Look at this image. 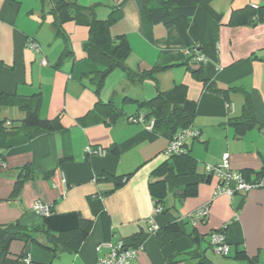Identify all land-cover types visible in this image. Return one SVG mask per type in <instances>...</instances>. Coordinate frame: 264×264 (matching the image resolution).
Here are the masks:
<instances>
[{
    "label": "crops",
    "instance_id": "crops-1",
    "mask_svg": "<svg viewBox=\"0 0 264 264\" xmlns=\"http://www.w3.org/2000/svg\"><path fill=\"white\" fill-rule=\"evenodd\" d=\"M60 1L95 4L100 19H106L110 7L123 1L121 18L110 24V34L127 41L126 66L139 72L164 69L155 74V80L139 84L115 69L96 92L90 78L109 63L84 48L90 20L86 13L64 24L71 55L56 66L65 42L55 36L49 10ZM261 5L264 0H212L219 21L199 7L188 27L192 46H196L191 50L174 27L159 24L146 30L135 0H0V62L4 65L0 95L28 98L40 94L39 117L58 118L61 126L31 139L21 134L0 137V227L18 222L57 233L78 227L81 219L92 221L90 234L76 253L62 252L54 258L35 243L14 241L3 264H96L109 252L103 244L129 246L142 238L136 264H201L200 260L247 264L234 259L236 251L264 264V188L216 196L217 179L201 180L205 168L219 165L225 154L230 170H249L250 179L264 169V24L228 25L233 11ZM28 40L36 42L38 51L27 45ZM197 54L204 58L202 64L190 60ZM199 67L201 75L196 76L192 71ZM203 82L228 91L205 90ZM157 91L193 115L190 129L197 134L185 140L197 161L195 174L177 182L178 188L198 183L197 195L179 199L168 194L163 213H155L148 185L151 174L168 159V141L148 127L153 119L145 120L146 111L127 100H150ZM246 96L256 124L240 133L242 126L229 121L242 115ZM98 101H112L122 110V117L106 124L96 111ZM24 117L17 105L0 107V121L6 125ZM90 147L107 151L116 147L118 156H88L85 150ZM25 167L34 178L12 199L13 186ZM103 173L127 179L115 190L113 183L96 179ZM89 196L98 198L107 214L108 239L101 218L90 211ZM35 202L51 206L50 214L37 215L32 209ZM203 207L208 210L205 220H192L190 216ZM178 221L184 223L187 234L193 231L199 239L181 237L161 247L155 234L149 233L151 226L162 228ZM219 229L230 246L228 257L218 256L209 244L210 232Z\"/></svg>",
    "mask_w": 264,
    "mask_h": 264
},
{
    "label": "trees",
    "instance_id": "trees-1",
    "mask_svg": "<svg viewBox=\"0 0 264 264\" xmlns=\"http://www.w3.org/2000/svg\"><path fill=\"white\" fill-rule=\"evenodd\" d=\"M135 2L140 13L142 24L146 30L150 31L154 25L159 24L168 28L174 27L178 31L184 45L191 50L196 48V46H192V41L188 36V27L196 10L200 7L216 21L220 20L219 16L211 8L212 0H135ZM122 3L123 1L116 2V4L111 6L106 19H100L98 17L97 9L99 6L95 4L81 6L76 2L60 1L49 10L53 16L52 27L55 36L62 38L65 42L64 50L56 66L71 55L67 35L63 28L64 24L73 21L75 15L78 13H86L88 15L90 19L88 24V37L84 43V48L94 51L109 63L106 69L101 72H96L90 78L96 87V92L102 87L105 77L115 69L122 70L127 80L134 84H139L149 79L155 80V74L164 69L152 68L139 72L132 71L126 66L125 62L130 54L127 41L123 36L112 37L110 34V24L121 18ZM256 23L264 24V5L246 6L240 10L233 11L228 21L229 26H250ZM197 50L199 51L200 49ZM194 56H190V60ZM0 69H4L2 62H0ZM192 72L196 76L201 75L200 67ZM203 86L205 90L207 89L214 93L221 92L224 94L228 91H220L214 87L213 83L209 82H203ZM231 91L235 92V89ZM127 100L146 111L145 120L149 121L153 119L151 130L167 139L168 143L177 137L178 133L190 129L193 124V115L187 113L180 103L172 104L166 95L160 91H157L155 97L150 100L141 102L128 98ZM6 105H17L20 110L25 112V117L19 122H10L7 125L5 120L0 121L1 138L5 139L9 136L21 134L31 139L41 134L52 133L61 128L58 118L48 120L39 117L40 94H34L28 98L2 94L0 95V107ZM95 107L106 124H114L123 115L122 110L118 109L112 101L107 103L98 101ZM130 119L132 121L135 120L134 118ZM229 123L234 126H242L240 133L256 124L248 96H246L242 115L236 119H230ZM196 136L197 134L194 137ZM104 152L118 156V149L116 147H112L109 151L104 150ZM196 166L197 161L186 149L184 141L179 151L177 153H171L167 161L151 174L148 190L154 201L155 209H160V213L165 211L164 201L170 193L176 195L179 199H186L197 195L198 183L187 184L181 188L177 187L178 179L182 176L194 175ZM239 173L244 179H250L251 175L249 170H242ZM33 178L34 174L30 171L29 167L20 170L10 198H16L23 184ZM210 178L211 175L205 173L201 177V180L209 182ZM96 179L113 183L114 189L116 190L124 185L127 178L103 173ZM87 202L92 215L101 218L103 232L106 239H108V218L101 201L98 198L89 196ZM202 220L204 221L205 218ZM91 229L92 221L86 219H81L76 228L57 233L51 232L44 226L26 227L20 225L18 222L10 223L7 226L0 227V264H3L10 257L9 248L14 241H21L23 243L30 241L35 243L49 251L54 258L62 252L76 253L80 245L89 236ZM217 231L224 232L223 229L212 232ZM152 234H155L158 244L161 247L181 237H188L192 240L199 239L193 231L187 234L184 229V223L181 221L174 222L166 227L157 228ZM142 241L143 238L134 240L132 245H123L130 248H137ZM192 254L196 255L195 252L185 255L190 256ZM234 259L245 261L247 264H257L256 258L248 256L244 251H236L234 253ZM200 263L205 264L203 260H200Z\"/></svg>",
    "mask_w": 264,
    "mask_h": 264
},
{
    "label": "built area",
    "instance_id": "built-area-1",
    "mask_svg": "<svg viewBox=\"0 0 264 264\" xmlns=\"http://www.w3.org/2000/svg\"><path fill=\"white\" fill-rule=\"evenodd\" d=\"M27 45L35 51H38V45L33 40H28ZM204 58L197 54L192 58V63L202 64ZM153 126V121L149 123V128ZM196 133L187 129L178 133L172 141L168 143L166 148V153L169 156L171 153H177L181 147V144L190 137H194ZM85 153L88 155H104L105 152L101 148H87ZM205 173L216 177L217 186L215 190V195L227 194L233 196L236 194H246L247 192L264 188V169L259 171L253 178L244 179L239 172L232 171L229 168L228 155L225 154L221 158L219 165L205 168ZM33 211L41 216L46 217L51 212V206L41 202H35L32 206ZM207 207H203L197 212H195L190 217L192 220H202L207 216ZM160 209H155V213H159ZM157 230L156 226H151L149 228V233H153ZM209 244L213 252L222 257H227L230 254V246L227 244L224 232L217 231L209 234ZM109 248V252L104 258H100L96 264H136L137 251L136 248H130L123 245V243H118L113 246L111 244H103ZM28 260V259H27ZM25 259L24 261L27 262Z\"/></svg>",
    "mask_w": 264,
    "mask_h": 264
},
{
    "label": "rangeland",
    "instance_id": "rangeland-1",
    "mask_svg": "<svg viewBox=\"0 0 264 264\" xmlns=\"http://www.w3.org/2000/svg\"><path fill=\"white\" fill-rule=\"evenodd\" d=\"M126 108H127V106H126ZM215 179H216V177H215ZM204 246H205V243L203 244ZM211 254V253H210ZM219 256V255H218Z\"/></svg>",
    "mask_w": 264,
    "mask_h": 264
}]
</instances>
